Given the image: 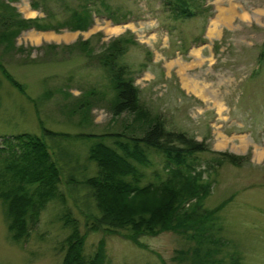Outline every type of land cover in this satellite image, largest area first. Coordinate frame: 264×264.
Segmentation results:
<instances>
[{
  "label": "rangeland",
  "instance_id": "374dc122",
  "mask_svg": "<svg viewBox=\"0 0 264 264\" xmlns=\"http://www.w3.org/2000/svg\"><path fill=\"white\" fill-rule=\"evenodd\" d=\"M194 3L198 16L178 20L162 0H16L12 6L23 18L44 25L58 27L83 7L92 11V22L87 31L33 28L19 35L18 50L0 47V142L35 135L56 157L61 155L60 160L71 158L77 170L73 174L69 169V175L76 180L95 175L96 164L87 160L93 140L76 137L116 132L133 121L109 110L113 92L99 59L112 40L132 39L135 43L121 62L132 69L146 108L162 115L168 130L205 141L210 150L246 158L240 166L226 163L203 172L205 183L212 186L205 207H221L218 216L232 245L229 252L237 250L243 264H264V0ZM230 5L236 12L232 21L219 23L218 31L209 35L219 6ZM80 43L91 52L74 46ZM182 77L197 85V94L184 88ZM91 92L105 97L91 98L93 108L85 121L80 105ZM43 129L72 138L54 145ZM149 157L150 166L140 167L144 183L152 181L154 171H162L166 162L156 153ZM198 158L204 169L215 156L204 153ZM67 182L68 170L60 185L65 203L50 202L21 242L9 230L0 199V264H63V244L71 234L65 225L67 211L85 235L87 257L104 241L105 264H177L176 250L184 240L172 232L141 237L142 247L129 239L130 231H89L86 215H100L95 201L88 190L74 191Z\"/></svg>",
  "mask_w": 264,
  "mask_h": 264
},
{
  "label": "trees",
  "instance_id": "16d2710c",
  "mask_svg": "<svg viewBox=\"0 0 264 264\" xmlns=\"http://www.w3.org/2000/svg\"><path fill=\"white\" fill-rule=\"evenodd\" d=\"M162 1L175 19L189 20L198 16L199 7L194 3L197 0ZM14 2L16 0H0V47L6 52L18 50L16 40L23 31L33 28L87 31L92 22V11L83 7L81 12L73 11L68 21L58 27L44 25L38 19L23 18L12 6ZM33 6L38 10V5ZM134 43L121 36L108 43L99 57L113 92L109 110L113 116L126 114L133 117V121L116 132L76 137L93 140L87 160L96 164L95 175L76 180L78 178L69 175V169L73 174L77 170L71 158L65 159L66 163L60 160L63 157H56L46 141L35 135L20 134L0 142V199L9 230L14 240L21 242L29 237L30 227L50 202L65 203L60 185L68 170L69 188L88 190L100 213L86 215L89 231L105 230L108 235L130 231L129 239L142 247L145 246L141 237L172 232L184 240V246L176 250L174 261L177 264H243L237 250H228L232 245L223 235L218 216L221 207L212 210L205 207L212 186L205 183L203 172L226 163L240 166L246 158L210 150L205 141L198 142L183 131L168 130L162 115L146 108L141 102L140 89L134 83L132 69L121 62ZM74 46L89 53L86 43ZM263 56L264 47L261 58ZM4 74L12 79L6 71ZM11 82L14 83L13 79ZM96 95L97 100L105 97L103 93L91 92L80 105L85 121L87 112L93 108L91 98ZM43 130L47 137L54 139V145L72 138ZM151 152L161 155L166 162L162 171H154L152 181L144 183L146 176L140 167L150 166ZM204 153L215 158L201 169L198 155ZM67 214L65 225L71 228V234L63 244L66 252L63 264H105L104 241L93 256H85V235L80 233L78 221L70 217V211Z\"/></svg>",
  "mask_w": 264,
  "mask_h": 264
},
{
  "label": "bare ground",
  "instance_id": "6f19581e",
  "mask_svg": "<svg viewBox=\"0 0 264 264\" xmlns=\"http://www.w3.org/2000/svg\"><path fill=\"white\" fill-rule=\"evenodd\" d=\"M218 1H219V3L222 2V0H218ZM218 12L219 13H218L217 19L214 22H212V25L210 27L209 35H214L218 31L217 27H218L219 23H221V24L230 23L232 21V19L234 18V15L236 14L235 7L231 6V5L228 8H221L219 6ZM181 70L184 71V68H181ZM182 80L184 83V88L186 90H188L190 92H195L196 94L198 93L196 84L192 85L191 83H189L190 81L186 77H182ZM216 106H218V105H216Z\"/></svg>",
  "mask_w": 264,
  "mask_h": 264
}]
</instances>
